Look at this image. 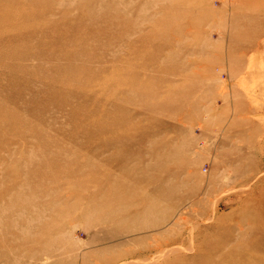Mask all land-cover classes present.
<instances>
[{"label":"rangeland","instance_id":"obj_1","mask_svg":"<svg viewBox=\"0 0 264 264\" xmlns=\"http://www.w3.org/2000/svg\"><path fill=\"white\" fill-rule=\"evenodd\" d=\"M55 170L38 264H264V0H0V264Z\"/></svg>","mask_w":264,"mask_h":264},{"label":"bare ground","instance_id":"obj_2","mask_svg":"<svg viewBox=\"0 0 264 264\" xmlns=\"http://www.w3.org/2000/svg\"><path fill=\"white\" fill-rule=\"evenodd\" d=\"M22 69H23V67H22ZM54 165H55V167L58 168V165L60 166L59 161H55ZM45 169H46V167H45ZM57 170H55V172L51 171V173H48L49 174L47 176L48 180L51 178V181H53L55 179L54 181L56 182V180H58L59 177L61 178V176H59L61 174H59V172H58L60 169L58 171ZM45 175H46V173H45ZM47 177H45L46 179H43L44 177L42 176L41 177L42 180L39 181L41 183V186L44 188L43 196H45V195L48 196L50 191H51L50 189L48 190L47 188H45V185H47V183L50 184V182H51V181L50 182L47 181ZM62 184H63L62 180H60V182L57 181L55 183V185H57V189L52 190V191H54V196L51 197L52 198V208H51L52 209V212H51L52 215L48 216V218L46 217V212H47L46 210H48L49 204H48V202L46 201L45 198H42V192H41V196H39L40 197V205L37 206V208H35V210H31V208L28 207V208H26L25 211H21V212L20 211H17V212L14 211L12 217L9 218V219H6V224H4V226L1 225V230H3L6 233H9L12 236V242L9 245L11 252H13L15 254H18V253L21 252V250H24V248H29V251L27 252V256L32 259V262L30 264H38L40 262H44L45 261V260H42V258H50V257H52L51 253H45L43 251H35V250H33V248L30 246V244L37 243V242H42V241H47L48 239L57 240L56 236L58 235V233L56 231H60L63 228V226H64V223H62V221H55V217L58 216V213H60V211H61V207L60 208H56L57 201L61 200L62 196H64V194L62 196L60 195V192H62V191H60V187H62ZM16 198H20V194L19 193L16 195V197L11 198V200H12L11 201V205H10V201L7 202L10 209L15 204ZM17 201H18V199H17ZM106 202H108V201H106ZM34 207H36V206H34ZM35 211H36V213H34ZM76 214L78 215L77 211L69 212V214H68L69 219L74 217ZM30 215H34V216L38 217V219H36V220H38L37 221L38 222L37 226H35L34 227L35 229L32 230L31 229L32 224H31V226H29V223H28L27 224L28 226H26L25 229L21 230L18 227V224L15 223L14 218L16 217L17 220H19V219L20 220L29 219ZM50 243L51 244H56L54 241H50ZM52 250L53 249H49V251H52Z\"/></svg>","mask_w":264,"mask_h":264}]
</instances>
